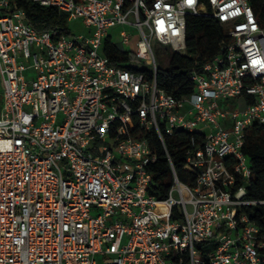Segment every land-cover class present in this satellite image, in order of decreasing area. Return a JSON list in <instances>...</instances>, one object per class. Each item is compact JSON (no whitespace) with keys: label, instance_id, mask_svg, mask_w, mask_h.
Returning <instances> with one entry per match:
<instances>
[{"label":"built area","instance_id":"obj_1","mask_svg":"<svg viewBox=\"0 0 264 264\" xmlns=\"http://www.w3.org/2000/svg\"><path fill=\"white\" fill-rule=\"evenodd\" d=\"M10 1L0 0V264H264V200L247 197L243 153L264 126L252 0H31L65 15L54 32L6 13ZM189 15L215 19L229 43L175 98L157 85L153 45L185 54ZM74 20L85 34L69 32ZM106 39L140 72L110 65ZM176 131L194 135L188 177L168 158L171 186L157 199L153 138L168 157Z\"/></svg>","mask_w":264,"mask_h":264},{"label":"trees","instance_id":"obj_2","mask_svg":"<svg viewBox=\"0 0 264 264\" xmlns=\"http://www.w3.org/2000/svg\"><path fill=\"white\" fill-rule=\"evenodd\" d=\"M205 3L206 0H199ZM251 6L257 22L264 30V0H252ZM22 9L25 13L24 21L37 31H52L67 28V19L52 7H43L31 0H11L6 13H13ZM229 39L225 36L222 26L210 16L189 15L186 17L185 54L173 53L167 69H158L156 82L158 87L175 98L190 94L193 83L189 76L193 71L200 72L201 67L216 56H223ZM103 54L114 67H126L140 72L134 66L138 60L134 55L120 51L110 39L103 45ZM166 54V53H165ZM151 79V74H146ZM193 134L176 131L172 136L164 139L168 157L159 141L153 138L155 147L151 148L157 156L155 163L148 168L153 176V185L149 193L157 199H164L171 186L170 159L177 177L185 181L188 177L183 170L185 152ZM201 145V139L199 140ZM243 153L249 158L252 179L246 186L247 197L253 200H264V126L255 124L247 132ZM191 179V178H190Z\"/></svg>","mask_w":264,"mask_h":264},{"label":"rangeland","instance_id":"obj_3","mask_svg":"<svg viewBox=\"0 0 264 264\" xmlns=\"http://www.w3.org/2000/svg\"><path fill=\"white\" fill-rule=\"evenodd\" d=\"M69 32L74 35L85 34L86 30L81 20H74L68 23ZM170 50L169 46H159L158 44L153 45V51L156 57L157 65L160 69H167L170 61L171 53L165 54L164 50ZM2 88L0 83V96H1ZM219 103L222 104V101L219 100ZM226 105H234V102L228 101L225 102Z\"/></svg>","mask_w":264,"mask_h":264}]
</instances>
